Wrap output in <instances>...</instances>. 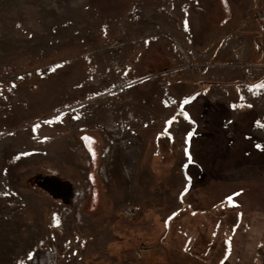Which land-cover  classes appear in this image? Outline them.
<instances>
[{
	"label": "rangeland",
	"instance_id": "374dc122",
	"mask_svg": "<svg viewBox=\"0 0 264 264\" xmlns=\"http://www.w3.org/2000/svg\"><path fill=\"white\" fill-rule=\"evenodd\" d=\"M261 84L264 0H0V264H264Z\"/></svg>",
	"mask_w": 264,
	"mask_h": 264
},
{
	"label": "snow or ice",
	"instance_id": "6c2138e0",
	"mask_svg": "<svg viewBox=\"0 0 264 264\" xmlns=\"http://www.w3.org/2000/svg\"><path fill=\"white\" fill-rule=\"evenodd\" d=\"M259 87L264 88V84L259 85ZM257 147H260V146L257 145ZM229 199H231V198H229Z\"/></svg>",
	"mask_w": 264,
	"mask_h": 264
}]
</instances>
